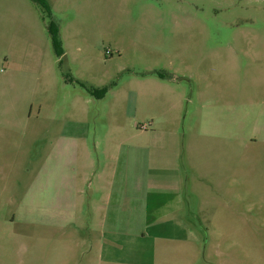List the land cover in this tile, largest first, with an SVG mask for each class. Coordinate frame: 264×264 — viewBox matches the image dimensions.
Returning a JSON list of instances; mask_svg holds the SVG:
<instances>
[{"label": "rangeland", "instance_id": "1", "mask_svg": "<svg viewBox=\"0 0 264 264\" xmlns=\"http://www.w3.org/2000/svg\"><path fill=\"white\" fill-rule=\"evenodd\" d=\"M43 3L0 0V264H97L86 184L61 202L41 187L43 169L48 178L67 166L80 178L90 158L98 168L102 140L149 129L152 113L168 119L158 131L181 136L193 97L222 113L236 106L238 136L248 138L264 105V0ZM154 72L174 78L180 107L160 111L143 92L147 103L129 114L131 93L149 88ZM64 134L77 136L71 164L55 157ZM238 154L236 210L199 225L197 244L184 245L196 258L159 252L155 264H264V144L239 142ZM154 244L150 232L122 257L150 262Z\"/></svg>", "mask_w": 264, "mask_h": 264}, {"label": "crops", "instance_id": "2", "mask_svg": "<svg viewBox=\"0 0 264 264\" xmlns=\"http://www.w3.org/2000/svg\"><path fill=\"white\" fill-rule=\"evenodd\" d=\"M169 77L151 76L149 88L131 93L129 114H136L137 107L147 103L143 92L149 95L151 107L157 109L160 104L158 109L169 113L178 109L180 100L174 101V90L169 86L175 81ZM190 102L184 117L188 119V127L181 136L158 131L157 127H167L169 122L163 114L152 113L143 123L149 124V129L132 128L134 134L128 137L102 140L101 159L96 161L98 168L90 158L87 162L91 168L80 178L67 166L55 167L56 174L48 178L46 168L43 169L41 187L44 192L56 188L59 196L62 193L65 197H61V202L75 201L82 191L77 182L86 184L88 217L95 239L89 254L96 256L97 264H155L159 252L196 258L198 249L184 245L197 244L193 240L201 237L200 229L203 231L199 225L213 214L236 210L232 183L238 172V143H244V148L264 144V105L257 110L251 135L245 139L238 136L236 106L234 110L225 107L222 113V108L215 110L206 101L193 97ZM143 124L136 123V129ZM65 135L58 137L55 154L58 164L78 160L77 136ZM61 143L66 144L63 150ZM150 232L155 242L150 262L122 257L127 252L138 254L140 248L134 245L142 244ZM161 244L166 246L159 248Z\"/></svg>", "mask_w": 264, "mask_h": 264}, {"label": "trees", "instance_id": "3", "mask_svg": "<svg viewBox=\"0 0 264 264\" xmlns=\"http://www.w3.org/2000/svg\"><path fill=\"white\" fill-rule=\"evenodd\" d=\"M36 3H38V4H40V5H44V3H43V0H34ZM50 36L52 37V41H53V43H54V45H56L57 44V42H56V35L55 34H53V33H50ZM154 76H156V77H159V78H161V79H171L169 76H163L162 74H160V73H152ZM89 95H92V94H94L95 93V91L93 90V89H91V88H88V87H86V86H84V85H80Z\"/></svg>", "mask_w": 264, "mask_h": 264}, {"label": "built area", "instance_id": "4", "mask_svg": "<svg viewBox=\"0 0 264 264\" xmlns=\"http://www.w3.org/2000/svg\"><path fill=\"white\" fill-rule=\"evenodd\" d=\"M142 129H144V130H146L147 129V126H143V127H141Z\"/></svg>", "mask_w": 264, "mask_h": 264}]
</instances>
